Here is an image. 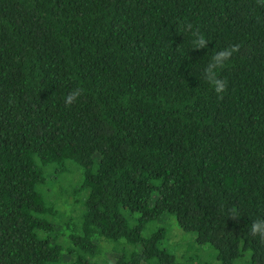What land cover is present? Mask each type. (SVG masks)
I'll list each match as a JSON object with an SVG mask.
<instances>
[{
  "label": "trees",
  "instance_id": "16d2710c",
  "mask_svg": "<svg viewBox=\"0 0 264 264\" xmlns=\"http://www.w3.org/2000/svg\"><path fill=\"white\" fill-rule=\"evenodd\" d=\"M232 45L221 100L202 73ZM163 217L195 235L182 258L168 228L144 235ZM257 219L264 4L0 0V264H264Z\"/></svg>",
  "mask_w": 264,
  "mask_h": 264
},
{
  "label": "clouds",
  "instance_id": "9594fccd",
  "mask_svg": "<svg viewBox=\"0 0 264 264\" xmlns=\"http://www.w3.org/2000/svg\"><path fill=\"white\" fill-rule=\"evenodd\" d=\"M258 3L264 4V0H258ZM192 25H187L186 30H191ZM193 50L204 49L208 46V41L198 29L192 31ZM240 51L238 45H232L218 52H215L203 70V78L213 87L218 99H223V93L227 91V81L219 77V70L223 69L227 62ZM84 90L80 87L75 88L68 96L65 97L66 106H71L83 94ZM230 211V218L239 219V214L235 208ZM247 235L252 238L259 237L264 240V219L252 221L248 228Z\"/></svg>",
  "mask_w": 264,
  "mask_h": 264
},
{
  "label": "rangeland",
  "instance_id": "374dc122",
  "mask_svg": "<svg viewBox=\"0 0 264 264\" xmlns=\"http://www.w3.org/2000/svg\"><path fill=\"white\" fill-rule=\"evenodd\" d=\"M53 178L54 177H49V180ZM79 179H80V173L78 171L74 173H68L65 178L60 180L61 187L69 192H72L74 188L77 186V182ZM60 192H62V190ZM56 193L57 192L53 191L52 196L55 197ZM67 196L68 195H64V197L60 201H58V203L62 207H68L70 204L71 199L69 200ZM161 227L162 228L165 227L169 229V236L165 242V245L173 246L175 244H180L179 257L182 258L183 255H185V249L190 244V238L194 237L195 235L194 234L187 235L186 233H184L179 228L176 219L174 217H163L158 222L150 224L146 229V231L144 232V235H147L150 231L157 230L158 228ZM182 239L186 240L187 243L184 242V240ZM103 249H104L103 257L106 258L111 263H113L117 257L115 253L111 250L110 246L105 245ZM202 250H207L208 252H212V254H214V251H212L208 246L203 247ZM211 258L212 257L209 254L201 257V259L205 262H211Z\"/></svg>",
  "mask_w": 264,
  "mask_h": 264
}]
</instances>
